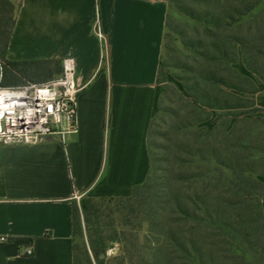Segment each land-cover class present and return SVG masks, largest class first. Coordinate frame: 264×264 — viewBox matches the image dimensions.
Instances as JSON below:
<instances>
[{"label":"crops","instance_id":"obj_1","mask_svg":"<svg viewBox=\"0 0 264 264\" xmlns=\"http://www.w3.org/2000/svg\"><path fill=\"white\" fill-rule=\"evenodd\" d=\"M167 12V0L18 1L6 58L71 57L80 90L76 129L63 142H0V264H74V203L127 197L146 180Z\"/></svg>","mask_w":264,"mask_h":264},{"label":"trees","instance_id":"obj_2","mask_svg":"<svg viewBox=\"0 0 264 264\" xmlns=\"http://www.w3.org/2000/svg\"><path fill=\"white\" fill-rule=\"evenodd\" d=\"M167 2L168 10L173 5L178 12L193 19L199 17L195 11L200 7L202 13L200 20L205 27L203 42L196 46L192 45L193 48L202 49L198 52L202 62H197L191 57L190 62L187 64L185 62L182 68H178L180 74H172L183 88L184 95L182 92L177 93L198 114L197 118L191 120L192 122L184 125V128L190 129L208 119L210 113L207 110L223 109L228 103V97L233 95L230 90L235 89L249 94L257 92V86L250 78L236 73L232 68V64L237 62L238 54L245 67L264 84V1L167 0ZM188 3L193 6H188ZM197 5L200 6L196 7ZM12 17L5 31L0 28L3 35L0 47L2 77L26 76L38 67L51 64L59 67L61 65L59 60L10 61L6 58V43L13 23ZM169 21L167 13L162 49L168 52L170 49L165 41L169 36L167 31L170 27ZM161 63L169 66L162 55ZM165 78L166 75L160 65L156 83L163 82ZM236 78L247 84L245 90L233 83ZM165 96V92L158 96V110L150 121L148 138L152 134L151 128L155 118L164 110L162 102ZM192 101L197 104L194 105ZM176 115L179 118L184 117L179 115L178 111ZM206 138L207 136L201 142L207 140ZM199 151L202 153L187 140L170 141L166 148V161L169 166L168 185L159 196L149 191L150 166L146 180L134 186L127 197H81L73 206V233L78 216L81 215L90 245H102L97 242L99 238L96 236L97 233L93 235L89 231H92V225H99V216L102 213L114 212L124 228H121L120 232L112 229L110 237L117 239L122 235L131 246L134 240L138 241L141 238L143 240L141 251L137 250V253L149 256L153 264H264V216L260 203L264 197V184L248 173L246 177L237 179L235 185L237 200L228 202L222 196L224 190H218L219 184H209L205 180L199 183L198 179H195L201 176L198 174L190 177L193 180L189 186L192 185L194 188L190 187V190L180 194L173 184V164L175 161H185L181 158L182 155L195 156L194 154H198ZM233 208L240 212H233V221H230V215L227 213ZM140 234L142 235L139 236ZM153 234L154 236H151Z\"/></svg>","mask_w":264,"mask_h":264},{"label":"rangeland","instance_id":"obj_3","mask_svg":"<svg viewBox=\"0 0 264 264\" xmlns=\"http://www.w3.org/2000/svg\"><path fill=\"white\" fill-rule=\"evenodd\" d=\"M18 1L0 0V28L2 31H5L9 26ZM188 6L192 7L193 5L188 3ZM198 6L200 5L196 7ZM167 13L170 18V27L167 30L169 36L166 37L165 42L170 52L162 49V56L169 66L166 67L161 63L166 78L163 82L157 83L158 96L161 92H165L166 96L162 102L164 110L155 118L151 128L152 134L148 138L151 163V188L149 191L151 194L159 196L163 194L168 185L167 170L169 166L166 161V148L170 145V141L173 139L181 142L187 140L194 148H199L202 153L199 151L198 154H194L195 156L190 154L184 157L182 155L181 158L185 161L174 162L173 184L178 192L183 194L190 190L192 185L189 186V183L193 180L190 178L191 175L200 174V177H195L199 183L201 180H205L209 184H219L218 190L225 192L222 196L228 202H235L237 200L235 185L238 178H244L248 173H251L264 184L262 181V176H264V153H262L264 151V125L261 121L260 110L255 111L258 108L255 104L258 89L254 94L236 91L235 89L230 90L233 95L228 97V103L223 109L216 111L206 109L210 113L208 119L190 129L184 128V125L192 122L198 114L177 93L182 92L184 95L183 88L172 74H180L178 68H182L185 62L186 64L190 62L191 57L197 62H202V57L198 54L202 49L193 48V46L203 42L205 27L200 20V16H202L200 7L195 11V14L199 16L195 19L178 12L173 5ZM2 36L0 33V47ZM232 68L236 73L250 78L257 88H264V84L242 63L240 54H238L237 62L232 64ZM60 71L61 65L58 67L51 64L38 67L33 70V73L26 76L2 77L0 69V86L18 88L29 83L42 84L56 78ZM233 83L240 89L245 90L247 88V84L240 78L234 79ZM192 103L197 104L194 101ZM157 110L156 107L154 115ZM177 111L179 115L184 117L179 118L176 115ZM202 117L206 118L207 115H202ZM206 136L207 140L201 142ZM196 143L199 144L196 145ZM196 150L198 151V149ZM199 183L198 187L200 186ZM233 212L240 211L234 208L229 209L227 214L230 215V221H233ZM99 222V225H92V231L89 232L93 235L97 233L96 236H99L97 242L102 245L92 246L82 217L81 215L78 216L74 231L76 264L154 263L149 256L137 253V250L138 252L141 251L143 243L141 238L138 241L134 240V242L132 240L133 247L128 244V240L122 238V235L117 239L110 237L109 234L112 229L120 232L119 230L124 228L116 213H102L99 216Z\"/></svg>","mask_w":264,"mask_h":264},{"label":"built area","instance_id":"obj_4","mask_svg":"<svg viewBox=\"0 0 264 264\" xmlns=\"http://www.w3.org/2000/svg\"><path fill=\"white\" fill-rule=\"evenodd\" d=\"M94 29L102 38L100 25ZM16 89H22L20 100L9 98ZM76 65L71 57L61 62V73L42 83H29L18 88L0 86V142L3 144H37L46 136L57 135L63 142L65 135L74 133L77 94ZM32 253L30 248L25 255Z\"/></svg>","mask_w":264,"mask_h":264},{"label":"bare ground","instance_id":"obj_5","mask_svg":"<svg viewBox=\"0 0 264 264\" xmlns=\"http://www.w3.org/2000/svg\"><path fill=\"white\" fill-rule=\"evenodd\" d=\"M9 98L13 100H20L21 98H24L22 89H16L15 91L11 92L9 94Z\"/></svg>","mask_w":264,"mask_h":264}]
</instances>
